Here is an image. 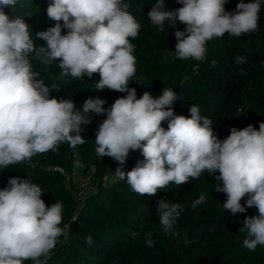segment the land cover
<instances>
[{"label":"clouds","instance_id":"clouds-1","mask_svg":"<svg viewBox=\"0 0 264 264\" xmlns=\"http://www.w3.org/2000/svg\"><path fill=\"white\" fill-rule=\"evenodd\" d=\"M264 0H240L234 11H226L229 0H177L182 5L167 10L164 0H157L148 12L150 23L163 31L165 23L175 30L173 58L201 61L206 43L225 33L240 37L255 32ZM17 0H0V168L28 163L49 150L55 151L67 142L75 149L85 142L82 125L91 123V115H106L95 132V152L117 162L115 175L126 179L133 192L141 196L156 195L170 183L184 185L202 173L213 175L215 190L223 193V208L232 215L256 208L258 214L247 216L239 231L246 233L243 245L254 251L264 245V121L257 130L253 125L230 129L220 140L212 120L202 117L192 105L190 116L174 114L178 95L164 88L159 97L144 92L137 98L129 80L136 73L135 39L140 30L128 5L122 0H51L47 17L55 25L36 33L46 41L37 46L29 26L20 18H11L4 8L15 7ZM62 21V23H61ZM67 29L66 34L62 31ZM49 63L59 60L61 78L99 75L95 87L127 93L105 108V100L89 97L77 110L73 100L50 96V88L40 73L33 70L29 54ZM235 62H245L236 56ZM51 90H58L53 85ZM167 121V129L162 124ZM139 150L143 159L125 172L130 152ZM219 175H216V173ZM42 189L30 179L9 178L0 189V264H45L64 234L62 202L47 206ZM245 203H241L245 200ZM201 195L192 207L205 202ZM184 207L168 199L157 202L156 214L164 231L177 222ZM145 239L148 247L155 241ZM91 245L92 237L86 238ZM115 264V262H114Z\"/></svg>","mask_w":264,"mask_h":264},{"label":"trees","instance_id":"trees-1","mask_svg":"<svg viewBox=\"0 0 264 264\" xmlns=\"http://www.w3.org/2000/svg\"><path fill=\"white\" fill-rule=\"evenodd\" d=\"M51 0H17L15 7L4 8L11 18L20 17L29 26L34 44L46 46V41L36 33L55 25L47 17L46 9ZM157 0H122L127 11L140 24L138 36L130 42L135 45L136 73L129 80V87L135 88L137 98L149 92L154 98L162 90L172 89L178 99L174 102V114L190 116V107L196 105L200 115L212 120V128L220 140L227 138L230 129H242L249 124L257 130L264 121V2L259 13L255 32L240 37L225 33L206 43L205 58H173L176 39L174 31L183 30L165 23L158 31L150 23L148 12ZM240 0H229L226 11H234ZM245 3L251 0H244ZM167 10L182 5L177 0H164ZM62 23V21H61ZM67 29L62 34L67 33ZM243 56L244 63H236L235 57ZM33 70L40 73L50 88V96L73 100L77 110L89 98L99 97L109 108L117 98L126 96L95 85L99 75L89 79L75 78L70 74L61 78L59 60L42 63L35 54H29ZM53 85L58 90H51ZM91 115V123L82 125L81 135L85 142L75 149L65 142L55 151L49 150L32 158L36 165L17 163L0 168V189L7 186L9 178H28L43 192L42 199L47 206L62 202V222L59 225L64 234L58 238L55 248L45 264H264V245L252 251L243 245L246 233L239 231L243 221L251 214L232 215L223 208L226 196L215 190L217 181L207 172L198 179L190 178L184 185L170 183L158 189L156 195L141 196L133 192L126 179L115 175L117 162L109 157H98L95 152V132L106 115ZM167 129V121L162 124ZM75 159L84 164L88 173L96 169V188L80 202L75 186L69 184L67 176L73 173ZM143 156L139 150L130 152L124 165L125 172L131 171ZM216 175H219L217 172ZM201 195L205 202L192 207ZM168 199L183 205L173 227L164 231L156 214L157 202ZM242 200L241 203H245ZM155 241L148 247L145 239ZM92 237L91 245L86 238ZM24 264H32L25 260Z\"/></svg>","mask_w":264,"mask_h":264},{"label":"rangeland","instance_id":"rangeland-1","mask_svg":"<svg viewBox=\"0 0 264 264\" xmlns=\"http://www.w3.org/2000/svg\"><path fill=\"white\" fill-rule=\"evenodd\" d=\"M96 180V171H92V173L87 174L84 168H76L75 176L68 182L78 188V195L81 193V195L87 196L95 190ZM247 213L252 216L258 214L257 209L254 207L248 208Z\"/></svg>","mask_w":264,"mask_h":264},{"label":"built area","instance_id":"built-area-1","mask_svg":"<svg viewBox=\"0 0 264 264\" xmlns=\"http://www.w3.org/2000/svg\"><path fill=\"white\" fill-rule=\"evenodd\" d=\"M76 168H86L85 166H84V164L83 163H81L78 159H75V164H74V169H73V173L71 174V175H68L67 176V181H70L71 180V178H73L74 176H75V172H76ZM92 171H96V169L95 168H91L90 169V171L87 173V174H89V173H92ZM82 186H84V185H82ZM85 198V196L84 195H81V193L78 195V200L81 202L83 199Z\"/></svg>","mask_w":264,"mask_h":264}]
</instances>
